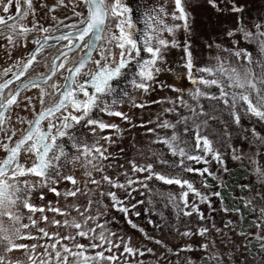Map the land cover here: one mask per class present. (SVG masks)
Listing matches in <instances>:
<instances>
[{
    "label": "rangeland",
    "instance_id": "obj_1",
    "mask_svg": "<svg viewBox=\"0 0 264 264\" xmlns=\"http://www.w3.org/2000/svg\"><path fill=\"white\" fill-rule=\"evenodd\" d=\"M111 2L106 0V4ZM151 3L148 32L139 36L145 37L149 55L145 53L135 62L133 84L119 100L104 103L94 131L91 128L89 137L58 159L52 176L33 179L19 193L18 204L4 208L0 215V264H198L201 258L209 260L207 264H264V259L248 250L252 238L264 235L259 227L264 222V0ZM107 6L119 20L121 16ZM119 25L116 21V28L112 30V25L104 34L116 37L120 33L114 40L117 48L127 45L117 49L115 57L128 55L137 41L134 33ZM183 66L193 73V85L186 91L180 75L174 72L176 68L184 71ZM215 72L225 75L224 88L218 90L213 81L210 97L221 102L222 96L215 92H223L227 105L243 113L244 131H236L234 136L239 137L242 152L250 159L253 178L249 185L253 181L255 186L244 199L253 208L256 227L248 233L239 232L237 224L232 225L233 217H221L215 211L212 226L204 230L186 229L159 236L157 241L139 235L124 242L117 252L109 250L107 231L99 227L102 214L112 212V206L118 209L117 214H124L125 223L130 218L124 212L120 189L112 191L119 200L105 197L118 182L108 171L105 153L124 147L117 167L129 169L133 164L137 168L131 184L146 179L151 172L169 178L180 176L152 167L165 157L159 151H146L144 143L149 141V131H163L169 111L212 107V101L203 97L206 84L197 78L204 76L205 82ZM185 95L190 99H184ZM119 183L129 186L124 180Z\"/></svg>",
    "mask_w": 264,
    "mask_h": 264
},
{
    "label": "flooded vegetation",
    "instance_id": "obj_2",
    "mask_svg": "<svg viewBox=\"0 0 264 264\" xmlns=\"http://www.w3.org/2000/svg\"><path fill=\"white\" fill-rule=\"evenodd\" d=\"M100 1L105 23L90 52L97 25L88 27L86 0H0V215L18 204L23 187L52 176L58 159L89 137L104 103L128 91L135 62L149 55L139 36L148 32L151 0ZM116 21L137 37L128 55L114 56L127 47L117 48L120 33L104 36ZM60 99L65 105L32 129Z\"/></svg>",
    "mask_w": 264,
    "mask_h": 264
},
{
    "label": "trees",
    "instance_id": "obj_3",
    "mask_svg": "<svg viewBox=\"0 0 264 264\" xmlns=\"http://www.w3.org/2000/svg\"><path fill=\"white\" fill-rule=\"evenodd\" d=\"M189 70L190 67H185L186 72L181 68L174 71L180 75L181 82L184 83L182 89L185 91L193 85V73L190 74ZM212 75L213 77L208 76L205 82L204 76L197 78L198 81L201 80L202 85L206 84L207 90L203 97L208 102L212 101V107H202V111L189 108L169 111L163 121V131L159 134L154 133V130L149 131V141L144 143L146 151H159L165 157L152 163V167L156 165L157 168L176 172L180 176L169 178L151 172L146 179L131 184L130 180L138 175L137 168L133 164L129 169L125 168L127 166L118 168L117 164L119 160L122 161L120 154L124 147H115L105 153L104 162L107 163L108 171L111 170L115 180H118L113 183L116 186L109 188L111 192L105 193V197L110 196L114 200L116 197L112 191L120 189L122 196L117 191L116 194L118 193L120 200L126 204L124 212L130 218L129 224L125 223L124 214H117L118 209L112 206L109 208L112 212L102 214L104 219L99 227L107 231L111 245L109 250L117 252L124 242L134 241L139 235L157 241L165 234L175 235L186 229L204 230L212 226L211 216H216L215 211H218L221 217H233L232 225L237 224L239 232L248 233L256 227L253 208L244 199L255 186L253 181L249 185L253 178L249 166L250 159L242 152L243 146L239 137L234 136L236 131H244L242 124H245V121L242 119V112L227 105L226 94L215 92V95L222 96L223 102L219 98L222 103L210 97L213 81L218 90L224 88L225 75H218L216 72ZM227 79L232 82L229 77ZM186 98L190 99V96L185 95L184 99ZM208 110L210 112H207ZM114 168L119 170L115 171ZM182 173L187 179L183 178ZM104 180L107 181L108 177H104ZM123 180L127 181L126 185L129 186L119 183ZM117 203L115 201V204ZM116 209L117 211L113 212ZM259 227L263 230L264 222H261ZM248 250L251 255L264 259V235L252 238L248 243ZM208 262L209 260L201 258L198 264Z\"/></svg>",
    "mask_w": 264,
    "mask_h": 264
},
{
    "label": "water",
    "instance_id": "obj_4",
    "mask_svg": "<svg viewBox=\"0 0 264 264\" xmlns=\"http://www.w3.org/2000/svg\"><path fill=\"white\" fill-rule=\"evenodd\" d=\"M89 10H90V19H89V24L88 27L89 28H93L97 25V30L93 31V34L91 36V40H90V45H89V50L90 52L92 51V49L94 48V46L96 45V42H98L99 37L101 35L102 29H103V25L105 23V11L102 7L101 1L100 0H86ZM87 27V28H88ZM43 44H41L39 46L42 47ZM51 75V74H50ZM50 75L42 80H39L40 83L45 82ZM65 104L60 101L53 106L52 108L48 109L47 111H44L43 113L39 114V116L37 117V119L34 121L33 123V127L32 129L45 117L49 116L52 113H55L56 111L60 110ZM31 132V131H30ZM29 132V134H30ZM28 134V135H29ZM27 135V137H28Z\"/></svg>",
    "mask_w": 264,
    "mask_h": 264
}]
</instances>
